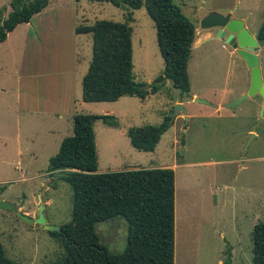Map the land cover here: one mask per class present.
<instances>
[{
	"label": "rangeland",
	"instance_id": "374dc122",
	"mask_svg": "<svg viewBox=\"0 0 264 264\" xmlns=\"http://www.w3.org/2000/svg\"><path fill=\"white\" fill-rule=\"evenodd\" d=\"M9 1L0 0L2 18L9 11ZM171 2L194 26L186 64L187 94L165 81L156 93L144 99L123 96L115 102L81 101V78L91 58V39L88 34L75 35L78 25L98 20L127 22L131 28L133 83L139 87L149 85L161 73L153 23L143 8L131 10L87 0H50L30 19L28 34L23 25L9 34V39L0 45V59H31L30 69L37 59L46 60V82L41 76L36 83L46 88L47 134L45 147L27 167L28 179L4 184L5 189H0L2 201L19 206V213L30 219L40 213L49 226L60 227L70 221L71 190L61 179L64 173L50 171L48 161L60 141L72 135V118L63 114L56 119L58 111L66 109V103L69 108L70 99L73 113L112 116L110 125L95 121L92 126L97 173L172 170L173 264H252L250 232L256 223L264 222V110L257 121L260 99L256 95L231 110L218 105V113L193 99L211 106L223 97L229 103L236 99V91L245 87L242 79L230 80L239 68L243 69L242 61L232 49L221 47L222 42L212 37L213 29H200L202 17L208 12H231V17L244 18L249 32H256L264 0ZM206 34L209 39L202 41L201 36ZM259 55L264 58V46ZM148 90L149 87L144 89ZM165 119L168 126L152 152H138L129 146L125 136L128 128L157 126ZM6 125L10 138L14 130L9 118ZM51 128L53 132L48 131ZM6 146L4 152L0 151L1 168L16 179L10 139ZM94 233L108 253L122 252L126 223L121 217L96 223ZM0 244L4 255L19 264H54L62 257L56 238L41 226L25 223L10 210H0Z\"/></svg>",
	"mask_w": 264,
	"mask_h": 264
},
{
	"label": "trees",
	"instance_id": "16d2710c",
	"mask_svg": "<svg viewBox=\"0 0 264 264\" xmlns=\"http://www.w3.org/2000/svg\"><path fill=\"white\" fill-rule=\"evenodd\" d=\"M50 0H10L9 11L2 18L0 43L18 24L28 23ZM78 2L80 0H73ZM105 2L131 10L143 8L152 21L155 43L162 60L161 73L139 90L133 83L131 28L127 22L98 20L78 25L75 35L88 34L91 58L81 78L80 99L84 103L115 102L123 96L144 99L156 93L168 81L187 94L186 64L193 41L194 26L171 0H87ZM127 21L129 18L127 17ZM264 39V10L258 28ZM110 125L112 116L76 113L72 117V135L63 138L57 152L49 158V170L63 172L61 179L69 186L70 221L60 226V233H48L62 249L54 264H173L174 188L173 172L166 168L96 172L93 123ZM160 125L131 127L125 131L129 146L138 152H152L167 128ZM113 217L126 223L125 245L121 253L110 254L98 242L94 225ZM252 264H264V222L250 232ZM0 264H19L4 255L0 244Z\"/></svg>",
	"mask_w": 264,
	"mask_h": 264
},
{
	"label": "crops",
	"instance_id": "0c3cea01",
	"mask_svg": "<svg viewBox=\"0 0 264 264\" xmlns=\"http://www.w3.org/2000/svg\"><path fill=\"white\" fill-rule=\"evenodd\" d=\"M34 16H32V18ZM236 19L244 20V18ZM21 25L25 26L24 30L26 34H28L30 21L28 23L18 24L16 27ZM244 26L246 28L245 24ZM16 27L6 35L5 40L1 42L0 45L9 39V34H11L16 29ZM249 33L253 34L254 32ZM201 37L202 41L203 39H209L207 34L202 35ZM26 40L27 38H25V41ZM260 50L261 48L255 52V55L258 59V67L260 70L261 79L264 81V58H261L259 55ZM45 61V59H37L33 68L30 69L31 59H0V151L4 152L6 150L8 139H10L12 144L11 156L15 160L12 169L16 171L18 175V178L14 179L15 177L12 176V173H6V170L1 168L3 161L0 160V189L2 191L5 189L3 186L4 184L22 182L28 179L25 177L27 174V167L30 166L31 160L33 161L36 159L37 152L46 145V88L45 84L44 88H41L40 83H36V78L40 79L41 76L43 77V82H46L45 78L48 73L45 66ZM241 65L243 69L241 70L239 68L240 71L236 74L235 78L230 79L233 82L240 81L241 79L244 81L245 87L244 89L240 88L241 90L236 91V98L246 92L249 83L248 70L246 69L243 62H241ZM224 76L227 80L230 78L229 75H227V72L224 74ZM191 96L194 98V94H191ZM67 102L69 108L67 107L66 103V109L63 112L58 111V117H56V119H59L60 116H64L63 114L71 118L74 114H76L73 113V102L70 99L69 101L67 99ZM226 102L227 101H225L223 97H220L216 102H214V105L207 106L213 109V112L218 113V105L221 106ZM8 118L14 130V134L10 138H8L7 130H5V126L7 127L6 124ZM48 131L53 132L54 130L51 128ZM37 176H40V174ZM2 191L0 192L1 201L3 193ZM24 214L27 215V213Z\"/></svg>",
	"mask_w": 264,
	"mask_h": 264
},
{
	"label": "water",
	"instance_id": "95a60500",
	"mask_svg": "<svg viewBox=\"0 0 264 264\" xmlns=\"http://www.w3.org/2000/svg\"><path fill=\"white\" fill-rule=\"evenodd\" d=\"M244 24L245 20L231 17V12L225 15L210 12L202 17L199 27L202 30H215L214 38L218 41H222L226 47L232 49L235 52L237 58H239L244 63L249 73V83L246 92L238 96L235 100L224 104L223 107L231 110L239 106L243 101L256 95L260 99L258 109L259 118L257 120L260 121L264 110V82L260 76L258 59L255 55V52L264 46V39L259 38V30L253 34H250L245 28ZM148 87L149 85H145L138 87V89L144 90ZM193 101L198 104L209 106L208 103L200 99L194 98ZM176 107H178V105ZM183 113L185 112L183 111ZM40 209L41 206H39V210ZM0 210H10L25 223L41 226L48 233L61 232L60 227L47 225L40 213L36 218L30 219L25 215L20 214L18 207L1 200Z\"/></svg>",
	"mask_w": 264,
	"mask_h": 264
},
{
	"label": "flooded vegetation",
	"instance_id": "af4514ba",
	"mask_svg": "<svg viewBox=\"0 0 264 264\" xmlns=\"http://www.w3.org/2000/svg\"><path fill=\"white\" fill-rule=\"evenodd\" d=\"M214 35H215V30H214V33H213L212 37H214ZM220 42H222V41H220ZM221 47H222V48L225 47V45L223 44V42H222Z\"/></svg>",
	"mask_w": 264,
	"mask_h": 264
}]
</instances>
